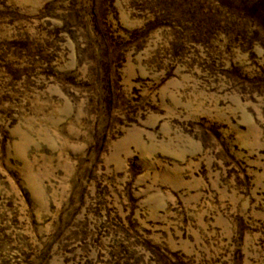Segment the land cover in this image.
<instances>
[{
  "label": "rangeland",
  "instance_id": "obj_1",
  "mask_svg": "<svg viewBox=\"0 0 264 264\" xmlns=\"http://www.w3.org/2000/svg\"><path fill=\"white\" fill-rule=\"evenodd\" d=\"M0 264H264V0H0Z\"/></svg>",
  "mask_w": 264,
  "mask_h": 264
}]
</instances>
